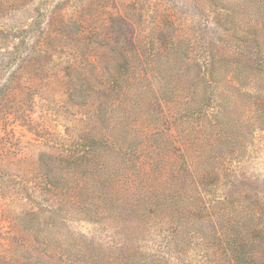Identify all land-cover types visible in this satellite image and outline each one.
Listing matches in <instances>:
<instances>
[{"label": "rangeland", "instance_id": "obj_1", "mask_svg": "<svg viewBox=\"0 0 264 264\" xmlns=\"http://www.w3.org/2000/svg\"><path fill=\"white\" fill-rule=\"evenodd\" d=\"M260 216L264 0H0V264H230Z\"/></svg>", "mask_w": 264, "mask_h": 264}, {"label": "trees", "instance_id": "obj_2", "mask_svg": "<svg viewBox=\"0 0 264 264\" xmlns=\"http://www.w3.org/2000/svg\"><path fill=\"white\" fill-rule=\"evenodd\" d=\"M92 142L101 143L103 140L93 139ZM71 157L77 160L81 158L75 155ZM94 169L95 167H90L87 172H92ZM86 179L87 177L80 179L82 186L86 184ZM107 182L108 180L103 179L101 183L105 185ZM256 227L252 230L250 228L240 227L235 231L228 229L222 231L224 236L221 239L223 241L221 242V249L225 252V256L227 255L229 257L230 264H264V226L257 225Z\"/></svg>", "mask_w": 264, "mask_h": 264}]
</instances>
